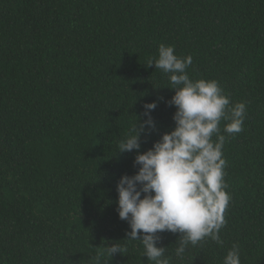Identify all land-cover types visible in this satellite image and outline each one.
<instances>
[{
  "label": "trees",
  "instance_id": "1",
  "mask_svg": "<svg viewBox=\"0 0 264 264\" xmlns=\"http://www.w3.org/2000/svg\"><path fill=\"white\" fill-rule=\"evenodd\" d=\"M161 44L191 55L193 80L215 79L243 131L226 141L231 200L220 230L177 257L179 233H158L170 264H264V0H0V264H155L127 241L117 184L139 166L119 153L147 119L140 152L175 128L168 74L148 66ZM215 140L216 137L214 136ZM143 198V196H142Z\"/></svg>",
  "mask_w": 264,
  "mask_h": 264
},
{
  "label": "clouds",
  "instance_id": "2",
  "mask_svg": "<svg viewBox=\"0 0 264 264\" xmlns=\"http://www.w3.org/2000/svg\"><path fill=\"white\" fill-rule=\"evenodd\" d=\"M174 53V46L161 44L158 58L150 60L148 66L154 64L168 74V88L175 90L168 101L176 107L175 128L141 153L142 134L150 135L156 129L151 113L157 102L146 103L143 115L147 119L138 120L118 145L119 153L136 150L134 164L139 166L135 175H124L117 184L118 215L131 228L125 240L140 241L144 255L155 264H170L165 256L168 247L157 246L161 240L158 233L181 234L175 249L180 258L189 244L195 246L206 238L222 244L219 233L226 223L224 212L231 195L225 190L222 150L226 137L220 123L228 121L223 131L231 136L243 131L247 114L246 103L233 105L217 80L189 77L186 69L193 63L191 55ZM126 251L120 242L105 246L97 254V264L105 253L113 257ZM223 264H241L237 245L227 252Z\"/></svg>",
  "mask_w": 264,
  "mask_h": 264
}]
</instances>
